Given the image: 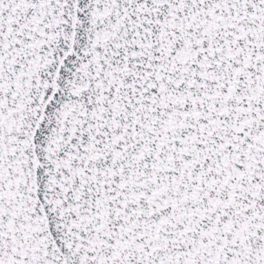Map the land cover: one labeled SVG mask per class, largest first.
Wrapping results in <instances>:
<instances>
[{
  "label": "snow or ice",
  "instance_id": "1",
  "mask_svg": "<svg viewBox=\"0 0 264 264\" xmlns=\"http://www.w3.org/2000/svg\"><path fill=\"white\" fill-rule=\"evenodd\" d=\"M0 264H264V0H0Z\"/></svg>",
  "mask_w": 264,
  "mask_h": 264
}]
</instances>
